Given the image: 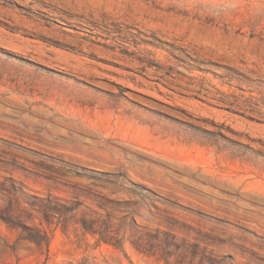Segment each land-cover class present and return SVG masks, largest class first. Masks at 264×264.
<instances>
[{"label":"rangeland","instance_id":"1","mask_svg":"<svg viewBox=\"0 0 264 264\" xmlns=\"http://www.w3.org/2000/svg\"><path fill=\"white\" fill-rule=\"evenodd\" d=\"M4 9L55 37L0 16V264H163L125 214L187 263L264 264V0Z\"/></svg>","mask_w":264,"mask_h":264},{"label":"trees","instance_id":"2","mask_svg":"<svg viewBox=\"0 0 264 264\" xmlns=\"http://www.w3.org/2000/svg\"><path fill=\"white\" fill-rule=\"evenodd\" d=\"M138 195V194H136ZM119 206V204H115ZM97 208L107 213L108 208L104 207L101 204H96ZM74 210L68 211V214H72ZM116 211V210H112ZM119 211V210H118ZM52 212L56 215H65L66 213L60 211L57 208H52ZM96 216L93 220L87 224L82 222V228L93 236L98 237V242H103L114 246L116 249H122V241L115 240V236L112 233V227L106 222H101L100 218L102 214L92 211ZM125 213V212H123ZM122 221L128 225L133 224L132 236L128 240V243L133 248L138 255L144 256L149 259H154L157 263L163 264H192V262H186L187 255L183 252V249L180 248L179 241H177L172 234L168 232H163L160 230L155 231V234H150V231L135 224L134 219L131 214H125ZM122 251V250H121ZM199 264H214L209 258H202ZM220 264H235L230 258L223 256L220 258Z\"/></svg>","mask_w":264,"mask_h":264},{"label":"bare ground","instance_id":"3","mask_svg":"<svg viewBox=\"0 0 264 264\" xmlns=\"http://www.w3.org/2000/svg\"><path fill=\"white\" fill-rule=\"evenodd\" d=\"M0 16L5 18V19H9L10 21L16 23V24H20L21 27H24V28H32L34 29L38 34H49L50 37H55V34L52 33L51 30L49 29H42V27H40V23H38L37 21L33 20L32 22L30 21H27L25 18L23 17H20L19 15H17L16 13L10 11V10H7V9H4V11L2 13H0ZM33 23L32 25L30 23ZM36 22V23H35ZM89 54H92V52H89Z\"/></svg>","mask_w":264,"mask_h":264}]
</instances>
